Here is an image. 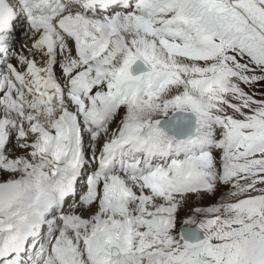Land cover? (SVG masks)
<instances>
[{"label":"snow or ice","instance_id":"obj_1","mask_svg":"<svg viewBox=\"0 0 264 264\" xmlns=\"http://www.w3.org/2000/svg\"><path fill=\"white\" fill-rule=\"evenodd\" d=\"M0 264H264V0H0Z\"/></svg>","mask_w":264,"mask_h":264},{"label":"bare ground","instance_id":"obj_2","mask_svg":"<svg viewBox=\"0 0 264 264\" xmlns=\"http://www.w3.org/2000/svg\"><path fill=\"white\" fill-rule=\"evenodd\" d=\"M17 31L18 32H21V22L20 21H17ZM23 33L21 32V35H22ZM44 231H46V228H45V230ZM43 239H44V235H43V232H42V235H41V242H43ZM32 253L30 252V253H28V255H31ZM27 258H28V256H25V260H27Z\"/></svg>","mask_w":264,"mask_h":264},{"label":"rangeland","instance_id":"obj_3","mask_svg":"<svg viewBox=\"0 0 264 264\" xmlns=\"http://www.w3.org/2000/svg\"><path fill=\"white\" fill-rule=\"evenodd\" d=\"M220 191H224V189H221ZM219 192L217 193V196H219ZM213 199H215V198H213ZM212 201L211 200H208V199H205L204 201H203V203L204 204H209V203H211ZM181 215H183V213H181Z\"/></svg>","mask_w":264,"mask_h":264}]
</instances>
